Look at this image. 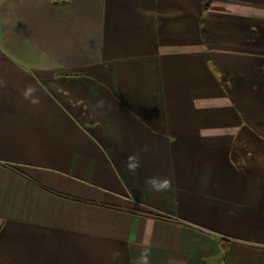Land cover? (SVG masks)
<instances>
[{
	"label": "crops",
	"instance_id": "1",
	"mask_svg": "<svg viewBox=\"0 0 264 264\" xmlns=\"http://www.w3.org/2000/svg\"><path fill=\"white\" fill-rule=\"evenodd\" d=\"M222 239L264 248V0H0V264H225Z\"/></svg>",
	"mask_w": 264,
	"mask_h": 264
},
{
	"label": "trees",
	"instance_id": "2",
	"mask_svg": "<svg viewBox=\"0 0 264 264\" xmlns=\"http://www.w3.org/2000/svg\"><path fill=\"white\" fill-rule=\"evenodd\" d=\"M133 205V212L140 214H151L162 219H172L170 215L150 209L144 205L138 203ZM221 242L224 252L225 264H264V248L240 244L237 242H230L227 239H222Z\"/></svg>",
	"mask_w": 264,
	"mask_h": 264
},
{
	"label": "clouds",
	"instance_id": "3",
	"mask_svg": "<svg viewBox=\"0 0 264 264\" xmlns=\"http://www.w3.org/2000/svg\"><path fill=\"white\" fill-rule=\"evenodd\" d=\"M36 91V88L30 85L22 94L25 99L30 100L33 104H37L39 103V98L35 96ZM142 151L147 152L148 148L145 146ZM125 167L129 172L137 173L141 167L140 158L137 155L129 156ZM145 183L149 190L157 193L171 191L173 188L172 181L168 178L149 177ZM120 255L119 251L114 252L112 260H117ZM133 264H151V248L148 246L143 247L139 256L133 261Z\"/></svg>",
	"mask_w": 264,
	"mask_h": 264
},
{
	"label": "rangeland",
	"instance_id": "4",
	"mask_svg": "<svg viewBox=\"0 0 264 264\" xmlns=\"http://www.w3.org/2000/svg\"><path fill=\"white\" fill-rule=\"evenodd\" d=\"M241 250H242V248H241ZM243 251V250H242Z\"/></svg>",
	"mask_w": 264,
	"mask_h": 264
}]
</instances>
